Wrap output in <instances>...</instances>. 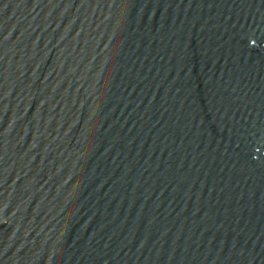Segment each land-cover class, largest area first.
I'll return each mask as SVG.
<instances>
[{
	"label": "water",
	"instance_id": "95a60500",
	"mask_svg": "<svg viewBox=\"0 0 264 264\" xmlns=\"http://www.w3.org/2000/svg\"><path fill=\"white\" fill-rule=\"evenodd\" d=\"M0 264H264V0H0Z\"/></svg>",
	"mask_w": 264,
	"mask_h": 264
}]
</instances>
